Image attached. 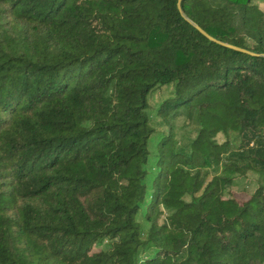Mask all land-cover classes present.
Wrapping results in <instances>:
<instances>
[{
    "label": "trees",
    "instance_id": "1",
    "mask_svg": "<svg viewBox=\"0 0 264 264\" xmlns=\"http://www.w3.org/2000/svg\"><path fill=\"white\" fill-rule=\"evenodd\" d=\"M258 1L0 0V264H264Z\"/></svg>",
    "mask_w": 264,
    "mask_h": 264
},
{
    "label": "rangeland",
    "instance_id": "2",
    "mask_svg": "<svg viewBox=\"0 0 264 264\" xmlns=\"http://www.w3.org/2000/svg\"><path fill=\"white\" fill-rule=\"evenodd\" d=\"M259 5L264 9V0H261V1H258ZM156 98L159 97V93H156L154 95ZM218 141H222L224 139L223 135L222 134H219L218 137H217ZM249 177L251 179H240L238 181V185L233 187L231 189L232 193L242 199V200H245L248 198L249 194L252 193L255 189V179L256 176H254L253 174H250Z\"/></svg>",
    "mask_w": 264,
    "mask_h": 264
},
{
    "label": "water",
    "instance_id": "3",
    "mask_svg": "<svg viewBox=\"0 0 264 264\" xmlns=\"http://www.w3.org/2000/svg\"><path fill=\"white\" fill-rule=\"evenodd\" d=\"M182 1L183 0H178V7H179V9H180V11L181 12H183L182 11ZM205 35H207L211 40H216L214 37H212L211 35H209L207 32H205L204 30H202V29H200ZM220 43H222V44H224V45H228V44H226V43H223V42H221V41H219ZM228 46H230V47H233V48H235V49H240V50H244V51H247V50H245V49H243V48H240V47H237V46H234V45H228Z\"/></svg>",
    "mask_w": 264,
    "mask_h": 264
}]
</instances>
